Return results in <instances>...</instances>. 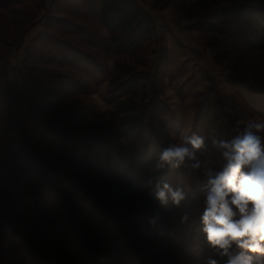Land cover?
I'll return each mask as SVG.
<instances>
[{
	"label": "trees",
	"instance_id": "1",
	"mask_svg": "<svg viewBox=\"0 0 264 264\" xmlns=\"http://www.w3.org/2000/svg\"><path fill=\"white\" fill-rule=\"evenodd\" d=\"M25 3L33 5V12L26 14L20 8L24 7ZM38 13H43L40 19L37 17ZM45 19L46 31L32 39L26 48L28 54L23 60L25 68H14L13 81L0 77V95L7 105L1 113V125L6 133L11 132L19 139L22 160L25 163H35L36 169H41L39 160L34 161L26 143L21 139V122L17 124L16 107L19 106L20 110L21 105L25 104L27 109L33 110L31 120L34 126L36 115L40 110L44 111L45 105L50 107L47 109L56 111L63 101L84 96L96 86L100 76L108 71L106 61L109 58H114V72L109 78L119 83L116 89L109 92V97H112L114 105L118 106L123 137L132 142L145 140L143 128L146 123V110H143L144 105L139 104L138 100L139 90L143 88L141 81L146 75L135 72L129 65L118 63V60L123 54L134 52L142 39L150 37L155 29L152 17L134 0H54L49 7L45 6V0H0V54H4L0 61L6 59L17 46H22L26 34ZM89 24L95 30L87 27ZM103 32L106 34L103 35ZM64 37L70 38V42L63 39ZM40 52L42 53L38 54ZM161 65L166 67L168 60ZM33 76L39 78L43 85L33 87L32 82L28 80ZM163 83L164 78H160V87ZM146 102L148 100L144 101V104ZM150 107L153 108L151 111L166 118V104L156 99L152 100ZM68 109L70 110L55 112L54 117L59 115L55 121H68L74 116L87 118L104 115L86 106ZM44 117L47 118L46 114ZM78 121L77 119V123ZM38 127L34 128V132L38 134L41 130L45 138L54 142L52 144L58 145L64 141L62 145H58L64 147L63 153L71 152L70 155L74 156L73 152L83 149L80 161L77 162L73 157H68L67 160L70 165L87 171L88 175L85 177L73 178V182L68 185L70 180L65 178L66 172L48 170L47 173L51 174L52 181L57 184L58 192H65L67 196L69 194L72 204L79 211H83L80 203L82 204L81 199L84 198L91 203L92 208L89 209L94 210V216L99 219L92 221L88 214L81 217L87 224L85 241L80 247V250L84 249L87 259H82L79 249L67 247L72 242L71 239H77L80 233L74 225L60 228L64 225L60 221L61 216L58 217V211L53 204L45 202L49 195H46L39 184V181H42L39 170L35 177L34 169H30L33 178L40 179L37 180V185L31 186L33 199H38L32 206V212L51 234L45 236L42 241L37 232L19 229L9 220L11 217L7 216V213H0V264H12L11 261L15 260V257L25 259L18 264H33L35 259H38L40 264H98L100 260L105 264H144L143 256L158 242L153 232L157 227L173 237L167 247V255L171 261L168 260L165 264H206V258L209 256L217 259L218 264H225L227 258L215 254L202 232L200 215L204 207V197L201 192L185 191L187 198L178 207L171 202L162 206L155 198V186L161 177L173 187H180L172 168L154 172L158 158L153 157L162 151L159 146L145 144L143 151L134 146L133 152L142 153V164L145 165L141 167L139 163L135 164L136 167L131 166L135 172L127 176L122 169H127L122 156L120 157L119 152L113 149L111 144H107L105 139L94 138V132L77 136L61 133L54 128H45L41 124ZM169 129L167 131L170 134L179 136L178 130L175 132ZM100 145L102 149H107L109 156L102 154ZM87 153L92 154V158H88ZM197 155L199 158L203 156L199 152ZM149 180L152 181L151 184ZM34 181L35 179L33 183ZM60 198L61 207L66 209L64 216L72 217L71 207L63 201L66 197ZM184 216H187V219L182 223ZM151 218H155L154 224L149 223ZM141 219L144 221H140ZM99 221H105L108 225L101 226ZM128 230H134L132 237L128 236ZM132 247L134 252L128 253V250H125Z\"/></svg>",
	"mask_w": 264,
	"mask_h": 264
},
{
	"label": "rangeland",
	"instance_id": "2",
	"mask_svg": "<svg viewBox=\"0 0 264 264\" xmlns=\"http://www.w3.org/2000/svg\"><path fill=\"white\" fill-rule=\"evenodd\" d=\"M134 1L152 17L155 29L150 37L142 39L134 52L123 54L120 59L118 58V63L129 65L135 72L146 75L141 81L143 88L139 90L138 100L139 104L146 106H143V110H146V123L143 128L145 140L132 142L123 137L122 127L119 125L121 116L118 114V106L114 105L112 97H109V92L116 89L119 84L109 78L114 72V58L106 61L108 71L100 76L103 78L102 82L99 80L96 86H93L84 96L81 95L67 102L63 101L56 111L47 109L50 107L45 105L44 111L40 110L37 115L35 113L37 119L34 126L31 120L33 110L27 109L25 104L21 105L20 110L19 106L16 107L18 109L17 124L21 122V139L26 143L34 161L39 160L40 170L36 169L35 163H25L22 160L19 139L11 132L6 133L1 125V113L7 105L0 95V213H7V216L11 217L9 220L19 229L37 232L42 241L45 236L51 234L32 212V206L38 202V199H33L31 186L37 185V180L40 179L33 178L30 169H34L35 177L39 170L42 176L39 184L46 195H49L45 202L53 204L58 211V217L61 216L60 221L64 225L60 228L74 225L80 233L78 240L73 237L74 239H71L72 242L69 241L71 243L67 247L79 249L82 259H87L84 249L80 250L85 241L87 224L81 217L88 214L92 221L99 218L94 216L96 212L89 209L92 208L91 203L84 198L81 199L82 204L80 203L83 211H79L72 204L69 194L67 196L65 192H58L57 184L52 181L51 174L47 172L48 170L66 172L65 178L70 180L68 185L73 182V178L85 177L88 175L87 171L70 165L67 160L68 157H73L77 162L80 161L83 149L73 152L74 156H71V152L63 153L64 147L58 145H62L64 141L54 145L53 141L43 136L41 130L38 134L34 132V128L38 129L39 124L45 128H54L61 133L77 136L94 132L93 135H96L94 138L105 139L107 144H111L113 149L119 152L122 161L127 165V169L126 167L122 169L128 176L132 174L131 172H135L133 165L135 167L139 163L141 167L145 165L142 164V153L133 152L134 146H138L139 150L143 151L145 144L151 143L152 147L159 146L162 150L170 143L176 142L182 135L192 132L206 137L207 147L199 151L203 156L198 158L205 162L211 161L209 167L219 171L223 160L220 153L212 147L211 138L215 136L220 139H230L237 134L238 129L242 130V124L249 118L264 119V0ZM50 3L51 0H45V6L49 7ZM32 6L25 3L24 7L20 8L27 14L33 12ZM39 14L37 17L40 19L43 13ZM46 22L47 19L37 23L26 34V42L22 46H17L6 59L0 61V77L13 81L14 68L16 66L25 68L23 60L28 54L26 48L32 39L46 31ZM87 27L95 30L90 24ZM104 34L106 32H103ZM59 37L61 38L60 35ZM63 39L68 42L71 40L66 37ZM3 57L4 54H0V60ZM165 58L168 60L166 67L161 65ZM29 63L32 65L31 61ZM40 68L43 67L40 66ZM69 73L73 72L69 71ZM160 78H164L161 87ZM28 80L32 82L33 87L43 85L36 76L29 77ZM156 99L166 104L165 119L163 115L160 117L151 111L153 108L150 104ZM146 100L148 102L144 104ZM45 101L47 102V99ZM80 106L89 107L92 111L104 115L87 118L74 116L68 121L65 119L60 123L55 121L59 118V115L54 117L55 112L68 111L70 110L68 107L81 108ZM45 114L47 118L44 117ZM176 124L178 129L174 127L177 126ZM168 127L175 132L178 130L179 136L170 134L167 131L170 130ZM101 147L100 145L99 149H102ZM102 151L104 156H109L107 149ZM87 156L92 158V154ZM153 158H159V155L156 154ZM173 170L178 179V186L186 192H200L199 186L206 179L203 170L193 171L188 167ZM160 171L162 170L154 168L155 173ZM33 179H35L34 183ZM60 196L66 197L63 201L71 207L72 217L64 216L66 209L61 207V202L59 203ZM99 222L101 226L108 225L105 221ZM127 232L128 236L132 237L134 230ZM153 232L158 242L148 249L147 254L142 258L143 262L144 264H165L168 260L171 261L167 255L169 251L167 247L173 237L169 233L162 232L158 227ZM126 249L128 253L134 252L133 247ZM24 260L21 257H15L11 263L18 264ZM100 261L97 263L105 264ZM33 264L40 263L38 259H35Z\"/></svg>",
	"mask_w": 264,
	"mask_h": 264
},
{
	"label": "clouds",
	"instance_id": "3",
	"mask_svg": "<svg viewBox=\"0 0 264 264\" xmlns=\"http://www.w3.org/2000/svg\"><path fill=\"white\" fill-rule=\"evenodd\" d=\"M211 145L223 160L219 171L209 167L211 161L198 158L207 145L206 137L196 132L163 148L155 169L203 170L206 180L199 186L204 197L200 222L207 244L216 255L227 258L225 264H264V119L249 118L236 135L230 139L213 136ZM154 194L162 206L171 202L178 207L187 198L182 187H173L163 177ZM186 219L182 217L181 222ZM149 223L154 224L155 218ZM206 264L218 261L209 256Z\"/></svg>",
	"mask_w": 264,
	"mask_h": 264
},
{
	"label": "crops",
	"instance_id": "4",
	"mask_svg": "<svg viewBox=\"0 0 264 264\" xmlns=\"http://www.w3.org/2000/svg\"><path fill=\"white\" fill-rule=\"evenodd\" d=\"M51 3H52V0H51ZM51 3H50V4H51ZM25 42H26V39H25ZM102 79H103V78L101 77V78H100V82H102V81H101ZM103 81H104V80H103ZM176 125H177V124H176ZM174 127L178 129V125H177V126H174Z\"/></svg>",
	"mask_w": 264,
	"mask_h": 264
}]
</instances>
